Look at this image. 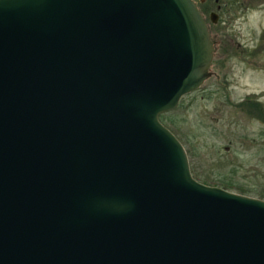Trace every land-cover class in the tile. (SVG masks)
Instances as JSON below:
<instances>
[{"label": "water", "instance_id": "1", "mask_svg": "<svg viewBox=\"0 0 264 264\" xmlns=\"http://www.w3.org/2000/svg\"><path fill=\"white\" fill-rule=\"evenodd\" d=\"M212 52L194 0H0V264H264L159 120Z\"/></svg>", "mask_w": 264, "mask_h": 264}, {"label": "rangeland", "instance_id": "2", "mask_svg": "<svg viewBox=\"0 0 264 264\" xmlns=\"http://www.w3.org/2000/svg\"><path fill=\"white\" fill-rule=\"evenodd\" d=\"M204 3L203 10L215 4ZM218 4V22L210 24L211 31L219 39L262 49L255 59L232 55L223 59V65L210 67L227 78L236 77L238 87L228 92V100L211 77L204 90L181 97L159 120L181 142L198 181L228 184L229 191L264 199V94L259 95L264 90V0H218ZM247 93H258L253 96L262 102L261 110Z\"/></svg>", "mask_w": 264, "mask_h": 264}, {"label": "flooded vegetation", "instance_id": "3", "mask_svg": "<svg viewBox=\"0 0 264 264\" xmlns=\"http://www.w3.org/2000/svg\"><path fill=\"white\" fill-rule=\"evenodd\" d=\"M205 1L206 0H197L196 4H197V7L200 10V12L204 18L206 25H207L208 35H209V38L212 42L213 52H212V56H211L210 66L208 68L210 74L206 79L203 80V82L200 84L199 87H197L195 90H193L187 94L197 92L200 90H204V88L207 87L205 84L206 81L212 77L215 80L218 87L221 90H223L224 95L227 97L228 92L231 93L230 91H231L233 86L238 87L237 85H235L236 77H228L227 78L225 74H222V75L217 74V72H214L213 70H211L210 67L212 68L213 66H217V65H221V64L223 65V61H224L223 59L224 58L228 59L232 55L240 56V57L242 56V57L246 58V56H245V54H246V55L250 56L251 59H253V58L255 59V57L260 52L262 47H261V45H260V47L258 45L255 47V49H253V48L249 49L248 47H246L244 45H240L238 42L233 41L230 38H228V39H221L220 38L219 39V34L211 31L210 24H216L218 22V18H219L218 11L220 10V5L218 4V0H213V2L215 3V4L213 3L214 7L209 8L207 6V7H205V10H203L200 5L205 4L204 3ZM211 13H214V15L211 16ZM262 38H263V36H262ZM249 60H248V62H249ZM237 76L239 77V75H237ZM262 76H263V74H262ZM240 88H243V87H240ZM187 94H185V95H187ZM253 94H258V93H247V95H252L253 100L250 99V101H252L254 104L257 105V109L261 110L262 102L257 100V98L255 96H253ZM260 94H264V90L260 91L259 95ZM185 95H183V96H185ZM228 99L229 98L227 97V100ZM262 118H263V122H264V114H263Z\"/></svg>", "mask_w": 264, "mask_h": 264}, {"label": "trees", "instance_id": "4", "mask_svg": "<svg viewBox=\"0 0 264 264\" xmlns=\"http://www.w3.org/2000/svg\"><path fill=\"white\" fill-rule=\"evenodd\" d=\"M163 115V114H162ZM161 114L159 115V118L161 119V116H162ZM193 176V175H192ZM195 178V177H194ZM196 179V178H195ZM197 180V179H196ZM202 183H205V180H203L202 181ZM210 185H215L216 186V184H210ZM222 186V188H224V189H227V190H230L228 187H230L228 184H226V185H221ZM241 191H242V189H241Z\"/></svg>", "mask_w": 264, "mask_h": 264}]
</instances>
